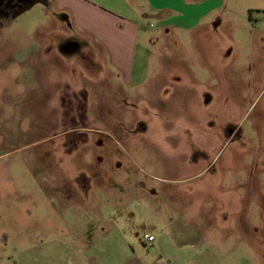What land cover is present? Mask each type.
Masks as SVG:
<instances>
[{
	"label": "rangeland",
	"instance_id": "1",
	"mask_svg": "<svg viewBox=\"0 0 264 264\" xmlns=\"http://www.w3.org/2000/svg\"><path fill=\"white\" fill-rule=\"evenodd\" d=\"M200 7L133 80L55 3L0 16V264H264V0Z\"/></svg>",
	"mask_w": 264,
	"mask_h": 264
},
{
	"label": "crops",
	"instance_id": "2",
	"mask_svg": "<svg viewBox=\"0 0 264 264\" xmlns=\"http://www.w3.org/2000/svg\"><path fill=\"white\" fill-rule=\"evenodd\" d=\"M179 0L173 5L154 4V0H48L65 10L73 24L86 33H94L105 44L111 61L119 71L133 80L137 54L147 34L186 33L202 22L209 11L201 9L206 1ZM149 36L148 43H154ZM143 62L144 59L139 60ZM148 60H146V64Z\"/></svg>",
	"mask_w": 264,
	"mask_h": 264
},
{
	"label": "flooded vegetation",
	"instance_id": "3",
	"mask_svg": "<svg viewBox=\"0 0 264 264\" xmlns=\"http://www.w3.org/2000/svg\"><path fill=\"white\" fill-rule=\"evenodd\" d=\"M30 0H0V16L4 19L15 17V13L29 4Z\"/></svg>",
	"mask_w": 264,
	"mask_h": 264
},
{
	"label": "water",
	"instance_id": "4",
	"mask_svg": "<svg viewBox=\"0 0 264 264\" xmlns=\"http://www.w3.org/2000/svg\"><path fill=\"white\" fill-rule=\"evenodd\" d=\"M36 4H41L43 6H48V0H30L29 4L26 5L25 7L21 8L18 12L15 13L14 16H16L17 14H20L21 12L30 9L31 7H33Z\"/></svg>",
	"mask_w": 264,
	"mask_h": 264
},
{
	"label": "built area",
	"instance_id": "5",
	"mask_svg": "<svg viewBox=\"0 0 264 264\" xmlns=\"http://www.w3.org/2000/svg\"><path fill=\"white\" fill-rule=\"evenodd\" d=\"M144 240H145V242H147V243H152V242L155 240V238H154V236H152V235H150V236L145 235Z\"/></svg>",
	"mask_w": 264,
	"mask_h": 264
}]
</instances>
